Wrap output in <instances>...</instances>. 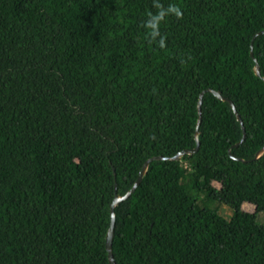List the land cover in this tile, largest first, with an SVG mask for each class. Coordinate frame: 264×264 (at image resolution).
Listing matches in <instances>:
<instances>
[{
  "label": "trees",
  "instance_id": "16d2710c",
  "mask_svg": "<svg viewBox=\"0 0 264 264\" xmlns=\"http://www.w3.org/2000/svg\"><path fill=\"white\" fill-rule=\"evenodd\" d=\"M160 2L163 49L153 0H0V264H109L114 183L195 147L207 88L244 141L206 91L198 149L115 206L114 262L264 264V0Z\"/></svg>",
  "mask_w": 264,
  "mask_h": 264
},
{
  "label": "water",
  "instance_id": "95a60500",
  "mask_svg": "<svg viewBox=\"0 0 264 264\" xmlns=\"http://www.w3.org/2000/svg\"><path fill=\"white\" fill-rule=\"evenodd\" d=\"M264 33V29L261 30V31H258L257 33H255L254 36L258 35V34H262ZM250 54L252 55V51L250 49ZM255 60V59H254ZM253 71L255 73L256 76H259L261 77V79L264 81V76H261L260 75V69H259V65L258 63L255 61V64L253 66ZM206 91H210L211 93H213L215 96H217L218 98H220L221 100H225V101H228L232 107V110L234 111L235 115H236V118L237 120L239 121L240 125H241V128H242V137L239 141H237L233 146H238L239 144H241L244 139H245V129H244V126H243V122H242V119L240 118V115L239 113L237 112L234 104L232 103L231 100H229L228 98L224 97L221 95L220 91L218 90H213V89H210V88H207V89H204L202 90L199 95H198V100H197V112H198V118H197V121H196V125H195V131H194V139H195V142H196V145L194 148H187V149H183L177 153H175L174 155L172 156H162V155H155V156H151L149 158H147L143 164H142V167L141 169L139 170L138 172V175H137V178L135 179L133 185L124 193V194H119L117 193V185L116 183H114V196H113V199L111 201V204H110V208H109V211H110V223H109V227L106 231V235H105V248H106V252H107V257H108V262L109 264H115L114 262V258H113V254H112V239H113V234H114V223H115V213H114V208L115 206L122 200H125L126 198H128L132 193L133 191L136 189V187L139 185L141 179L143 178V176L146 174L147 172V169H148V166H149V163L152 161V160H157V159H173V160H180L181 157L184 155V154H190V153H193L195 152L198 147H199V144H200V141H199V131H198V126H199V123H200V119H201V110H200V106H201V101H202V96L203 94L206 92ZM228 153L231 157L235 158V159H239L240 161H245L243 158H237V157H234L232 154H231V147L228 148ZM264 153V145L262 147H260L254 154V157L253 159H257L259 158L261 155H263Z\"/></svg>",
  "mask_w": 264,
  "mask_h": 264
},
{
  "label": "clouds",
  "instance_id": "9594fccd",
  "mask_svg": "<svg viewBox=\"0 0 264 264\" xmlns=\"http://www.w3.org/2000/svg\"><path fill=\"white\" fill-rule=\"evenodd\" d=\"M152 7L155 12L149 10L146 12V19L141 23V27L145 29V34L148 43H156L163 49L166 47V36L161 34L160 26L162 22L169 16H174L176 19H183V11L175 4H169L164 6L160 0H153ZM189 59L191 57H188ZM185 60H181V63H185Z\"/></svg>",
  "mask_w": 264,
  "mask_h": 264
},
{
  "label": "rangeland",
  "instance_id": "374dc122",
  "mask_svg": "<svg viewBox=\"0 0 264 264\" xmlns=\"http://www.w3.org/2000/svg\"><path fill=\"white\" fill-rule=\"evenodd\" d=\"M217 204L216 206H218ZM239 207L240 209L245 210V211H250V212L254 211V206L250 202H242ZM217 208H218V212L224 215V217H228L231 213V208L230 207L228 208L225 205H220ZM258 219L263 220L264 214H261V215L259 214Z\"/></svg>",
  "mask_w": 264,
  "mask_h": 264
}]
</instances>
